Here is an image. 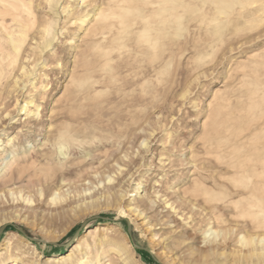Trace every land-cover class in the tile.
<instances>
[{"label": "rangeland", "instance_id": "rangeland-1", "mask_svg": "<svg viewBox=\"0 0 264 264\" xmlns=\"http://www.w3.org/2000/svg\"><path fill=\"white\" fill-rule=\"evenodd\" d=\"M3 1L0 264H264V0Z\"/></svg>", "mask_w": 264, "mask_h": 264}, {"label": "bare ground", "instance_id": "bare-ground-1", "mask_svg": "<svg viewBox=\"0 0 264 264\" xmlns=\"http://www.w3.org/2000/svg\"><path fill=\"white\" fill-rule=\"evenodd\" d=\"M0 3L1 4H3V5H5V6H7L6 4H5V2L3 1V0H0ZM194 3V2H193ZM14 5H15V3H14ZM17 5V4H16ZM21 5H23V4H21ZM26 6V5H25ZM8 7V6H7ZM11 8H13L14 10H15V7L13 6V7H11ZM6 9V8H5ZM9 14V13H8ZM15 13L13 12V15H14ZM3 15V14H2ZM1 15V16H2ZM10 15H12V14H10ZM21 18V17H20ZM23 20V19H22ZM0 22H1V24L2 25H4V23L6 22L5 21V19L4 18H0ZM23 27V26H22ZM4 29H5V31H8V29L4 26ZM18 30V29H17ZM1 33H3V32H1ZM9 33V32H8ZM1 37V36H0ZM8 37V36H7ZM11 42H12V44H13V48H14V50L15 51H20V46H18V41H16V39L15 38H13L12 36H11V40H10ZM5 42V41H4ZM0 50H1V47H0ZM1 54V53H0ZM8 58V57H7ZM1 59H3V58H1ZM3 61H4V59H3ZM9 62V61H8ZM8 64V63H7ZM5 65H6V63H5ZM4 68V67H3ZM264 121V120H263ZM261 149V148H260ZM51 160V159H50ZM241 161V160H240ZM242 162V161H241ZM240 162V163H241ZM262 165H264V160H262ZM238 166V165H237ZM242 166V165H241ZM234 167H235V165H234ZM236 168V167H235ZM239 169V168H238ZM241 169H243V166H242V168ZM242 172V171H241ZM244 172V171H243ZM263 183V182H262ZM248 189V188H247ZM138 190H139V188H138ZM130 247V246H129ZM91 263V262H90ZM12 264V263H11Z\"/></svg>", "mask_w": 264, "mask_h": 264}, {"label": "water", "instance_id": "water-1", "mask_svg": "<svg viewBox=\"0 0 264 264\" xmlns=\"http://www.w3.org/2000/svg\"><path fill=\"white\" fill-rule=\"evenodd\" d=\"M5 230V226H3L2 228H0V234ZM22 232V230H20Z\"/></svg>", "mask_w": 264, "mask_h": 264}]
</instances>
